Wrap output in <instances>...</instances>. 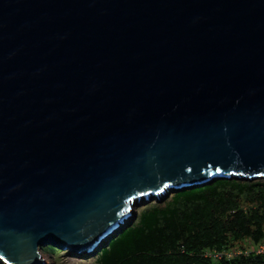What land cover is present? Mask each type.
Wrapping results in <instances>:
<instances>
[{
  "label": "water",
  "instance_id": "95a60500",
  "mask_svg": "<svg viewBox=\"0 0 264 264\" xmlns=\"http://www.w3.org/2000/svg\"><path fill=\"white\" fill-rule=\"evenodd\" d=\"M233 179L264 180V0H0L2 264Z\"/></svg>",
  "mask_w": 264,
  "mask_h": 264
},
{
  "label": "trees",
  "instance_id": "16d2710c",
  "mask_svg": "<svg viewBox=\"0 0 264 264\" xmlns=\"http://www.w3.org/2000/svg\"><path fill=\"white\" fill-rule=\"evenodd\" d=\"M245 240H264V182L219 180L143 212L102 250L99 264H264L255 253L230 261L205 256Z\"/></svg>",
  "mask_w": 264,
  "mask_h": 264
},
{
  "label": "rangeland",
  "instance_id": "374dc122",
  "mask_svg": "<svg viewBox=\"0 0 264 264\" xmlns=\"http://www.w3.org/2000/svg\"><path fill=\"white\" fill-rule=\"evenodd\" d=\"M239 181L247 182V183L264 182V180H254V181L239 180ZM172 194H175V192L169 193L167 197L161 198V200H158L157 198H151L150 201L142 200L139 203L137 201L136 202L137 204L134 203V205H132V211L129 220L125 221L124 226L121 227V230L118 231L119 234L117 233L114 239L118 235H120V233L125 229L136 225L139 222V218L143 212L152 209L154 207H157L160 204H163V202L168 198H170ZM107 242L108 239L105 241L104 245H100L99 248L95 252H93L92 255H89L85 252L78 254L76 252H71L69 250L61 249L57 246H54L52 250H48L47 246H44L42 247V251L45 254V259L46 258L49 259V262L51 264H64L66 258H68L69 255L78 256V258L82 261L83 264H99L101 252L106 247ZM41 261H42L41 264H48L47 261L46 262H44V260Z\"/></svg>",
  "mask_w": 264,
  "mask_h": 264
},
{
  "label": "built area",
  "instance_id": "2783aa9c",
  "mask_svg": "<svg viewBox=\"0 0 264 264\" xmlns=\"http://www.w3.org/2000/svg\"><path fill=\"white\" fill-rule=\"evenodd\" d=\"M253 253L264 256V240L257 246L252 243V240H245L223 251L208 252L205 256L217 261H230L239 256H249Z\"/></svg>",
  "mask_w": 264,
  "mask_h": 264
},
{
  "label": "bare ground",
  "instance_id": "6f19581e",
  "mask_svg": "<svg viewBox=\"0 0 264 264\" xmlns=\"http://www.w3.org/2000/svg\"><path fill=\"white\" fill-rule=\"evenodd\" d=\"M135 204H137L136 202H134ZM133 203V204H134ZM129 220V219H128ZM127 221V220H126ZM125 224V223H124ZM121 229V228H120ZM119 229V230H120ZM118 230V231H119ZM105 241L106 240H104L100 245H104V243H105ZM38 252H39V255L41 256V260H44V262H46L47 261V263L48 264H51L50 262H49V259H45V254H44V252L42 251V247L40 246L39 248H38ZM93 254V253H92ZM41 263H42V261H41ZM0 264H2L1 262H0ZM64 264H83L82 263V261L78 258V256H73V255H69L68 256V258H66V261L64 262Z\"/></svg>",
  "mask_w": 264,
  "mask_h": 264
},
{
  "label": "clouds",
  "instance_id": "9594fccd",
  "mask_svg": "<svg viewBox=\"0 0 264 264\" xmlns=\"http://www.w3.org/2000/svg\"><path fill=\"white\" fill-rule=\"evenodd\" d=\"M129 219V218H128Z\"/></svg>",
  "mask_w": 264,
  "mask_h": 264
}]
</instances>
